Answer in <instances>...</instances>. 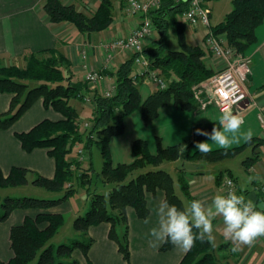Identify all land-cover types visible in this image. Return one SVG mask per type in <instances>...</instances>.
I'll use <instances>...</instances> for the list:
<instances>
[{
  "label": "trees",
  "instance_id": "16d2710c",
  "mask_svg": "<svg viewBox=\"0 0 264 264\" xmlns=\"http://www.w3.org/2000/svg\"><path fill=\"white\" fill-rule=\"evenodd\" d=\"M202 1L206 5L215 0ZM186 9V2L174 4L170 0H162L160 8L149 13L158 37L151 42L152 46L144 47L141 56L148 63V70H158L159 75L168 82L164 89H159L149 77V72L143 68L139 70L137 67L134 74L138 54H132L116 70L102 71L104 76L115 79V93L110 98L99 95L93 89V92L90 91L91 88L85 81L83 83L73 81L72 75L68 72L71 68L70 62L54 49L28 53L23 57L22 65L14 63L5 66L0 61V93L11 95L8 110L0 114V131L8 130L39 99L42 100L44 109H51L59 114L61 117L59 120L44 119L26 132L15 133L14 137L25 153L44 149L47 156L54 161V176L45 178L34 175L32 184L53 193L64 190V196L58 200L30 197H6L3 201L0 200V223L6 222L15 210L53 208L74 194L71 182L74 172L82 169V163L78 159L70 160L69 156L78 144L84 143L83 148H80L83 155L85 151L89 152L93 145L101 148L103 168L96 177H99L103 185L113 184L107 197L90 192L92 176L87 172H93V168L89 161V167L78 177L83 186H88L89 207L83 215L77 216L73 221V229L84 239H74L68 244H60L56 249L46 246L63 226V216L40 213L32 218L26 217L21 225L10 228L9 241L13 257L8 262L0 261V264H30L37 256L36 264H79L72 258V253L78 250L86 257L93 243L91 238H86L88 229L101 223L110 226L108 238L116 244L122 259L130 264L126 215L128 208L133 209L139 219H146L149 214L146 195H155L159 191L163 193V200H167L170 205H175L181 211L185 210L182 200L175 194L174 179L168 172L160 169L150 170L125 182L134 171L146 166L155 167L164 161H177L182 157L184 163L177 170V183L184 197L191 202L195 199L190 194L187 176L199 172L185 170V163H218L235 158L246 148H251V156L242 161L244 170L249 171L259 161V153L256 151L264 146L262 138H252L251 142L229 148L226 154L223 149L212 150L207 155L200 154L198 150L193 151L194 142L207 139L197 135V129L206 132H211L213 127L221 129L219 123H213L195 127L192 140L183 154L179 151L180 145L163 148L157 154H152L145 141L136 140L131 150L133 161L116 167L111 165L108 141L123 132L124 118L139 105L145 119L154 117L161 103L169 100L184 110L198 112L191 87L211 77L214 71L204 62L205 56L211 54L187 42L184 34L187 25L175 20V15L181 16ZM43 11L50 23H69L79 33L87 36L108 29L115 21L112 0H102L97 9L89 14L79 12L73 6H65L60 0H46ZM136 15L142 19V15ZM167 15L177 26L179 43L177 51H169L165 45ZM263 22L264 0H232V10L218 25L211 26L210 23V30L213 36H222L227 47L234 49L237 54L244 55L255 43L256 29ZM191 30L194 32L192 28ZM145 76L155 84V91L143 101L138 81ZM86 97L90 99L92 105L91 120L89 128L81 132L78 112L70 105V101L83 103ZM29 174L34 173L25 168L13 167L4 176L0 169V190L26 185ZM225 176L235 181L231 172L226 170L216 176L217 184L221 185ZM249 193L245 191V196ZM256 198L260 200L258 195ZM118 225H123L121 236L116 230ZM193 232L195 234L197 230L193 229ZM172 248L171 242H163L159 250L167 252ZM219 248L213 241L197 240L178 264H220L216 257Z\"/></svg>",
  "mask_w": 264,
  "mask_h": 264
},
{
  "label": "crops",
  "instance_id": "0c3cea01",
  "mask_svg": "<svg viewBox=\"0 0 264 264\" xmlns=\"http://www.w3.org/2000/svg\"><path fill=\"white\" fill-rule=\"evenodd\" d=\"M45 1L0 0V61L5 66H10L14 63L21 64L23 57L28 53L54 49L65 56L70 62L71 68L68 69V72L72 75L73 81L83 83L84 71L82 70V64L84 62L82 61L81 52L82 50L86 51L88 64L91 68L98 71L105 68L104 55L99 51L98 45L102 38H104L100 34H105L107 30L87 36L79 33L69 23L52 24L43 11ZM60 1L65 6H73L77 11L89 14L97 9L102 0ZM112 2L115 23L113 22L111 31H107V33L109 36L116 33L126 35L137 27L141 19L139 16L124 17L123 9L121 7L116 8L118 0H112ZM150 43L151 41L147 45L149 46ZM189 43H192V41ZM244 55L252 59V65L255 63V67L254 70L252 68V74L249 76V81L246 85L249 103L245 106V103L240 105L238 109L239 116L243 119L242 127L244 132L251 129L253 132L252 138L264 139V88H262L264 85V22L256 29V41ZM127 56L129 58L131 55ZM204 62L213 71L221 67V63L216 62L214 59H206ZM210 62L213 64L211 65ZM258 66L259 72L256 71ZM111 69L112 67L109 65L108 70ZM114 81L113 77L106 76L104 85H114ZM253 87L256 90L251 93L250 89ZM10 99L11 95L0 93V114L8 110ZM78 103L83 104L82 102ZM243 106L244 109H241ZM208 107L205 111L211 112V110H214L212 106L211 109L210 106ZM212 115L214 114L209 115L211 117L210 123L213 121L220 124V118L215 120ZM215 116L218 115L215 114ZM60 118V115L53 110L44 109L42 100L39 99L8 130L0 131V169L4 176L13 167L25 168L45 178H52L54 176V161L47 156V151L36 149L31 153H25L14 135L15 133L30 130L44 119L56 121ZM243 143L244 141L240 140L238 143H234L232 147L240 146ZM256 152L259 153V161L249 171L245 172L249 177L258 176L260 179H253L248 184L251 186L245 191L258 195L260 198L259 202H263L259 189L264 187V146H261ZM226 170L230 171L228 168H225ZM187 177L190 184V194L195 200L206 201L210 204L214 196L223 195L221 185L217 184V182V189H215V184L212 187L200 185V180L204 177L203 173H194ZM234 179L237 195L241 196L239 194L238 181L236 178ZM196 182L198 183L197 188L195 187ZM163 199V193L159 191L155 195H146L147 207L149 209V214L146 217L148 223H145L146 219H139L133 209L128 208L126 210L130 264H178L187 252L174 245L171 250L161 252L159 249L163 242L154 241V238L150 235V230L153 227H158L156 209ZM60 208L46 212L33 209H18L13 211L6 222L0 223V261L8 262L13 257L9 241L11 227L19 226L26 217L32 218L40 213L62 215ZM212 224L213 236L219 237L218 244L213 242L216 247H220L216 251V257L220 264H264V236L257 238L251 246H238L224 238L222 234V217H216L212 221ZM109 229L110 226L106 223L90 227L87 234L93 240V243L86 257L80 251L75 250L72 253V258L79 262V264H127L118 252L116 244L108 238Z\"/></svg>",
  "mask_w": 264,
  "mask_h": 264
},
{
  "label": "rangeland",
  "instance_id": "374dc122",
  "mask_svg": "<svg viewBox=\"0 0 264 264\" xmlns=\"http://www.w3.org/2000/svg\"><path fill=\"white\" fill-rule=\"evenodd\" d=\"M206 5H208L211 9V19H210L211 26H216L219 23H221L224 20L225 16L232 10V0H215V1L209 2L208 4L206 3ZM135 15L126 16L124 14L123 16L127 18V17H134ZM165 19L167 20V25H166L167 32H166V38H165L166 48L169 51H177L179 50L177 26L175 22L173 21V19H171L168 15L166 16ZM175 20L178 23L179 22L183 23L182 18L181 16H179V14L175 15ZM112 27L113 26L111 25L106 30L110 32ZM107 31L105 32V34H100V35H103L102 37H104L102 38L101 42H106L110 39H116L118 37H125L129 34L128 33L126 35H123V34L116 33L115 35L109 36ZM184 34H185L187 42L192 41V43L190 44L194 45V42H193L194 32L191 30L189 26L185 28ZM157 37L158 36H157L156 31H154L153 37H150L148 42L154 41ZM101 42H99V44ZM149 46H152V43H150ZM98 49L104 55L105 64L108 66L110 65L113 70H116L118 68L117 65H119L120 63L122 64L123 62L128 60L127 55H132V53L125 52L121 49H118L115 53L104 52L99 47V45H98ZM81 54H82V61L84 62L82 64V70L84 71V78H85L87 71H95L96 69L91 68L89 66L86 51L82 50ZM206 59L207 60L210 59L208 55L205 56V60ZM234 59L237 60L238 63L239 62L247 63L249 60L250 62L248 66L246 65V67L249 68L250 75L252 74V68L254 70L255 63L252 65V59L250 57L237 54V52L234 50ZM212 62H210L211 65L213 64ZM216 62H220L221 67L223 66V62L220 59L216 60ZM84 65L85 67H83ZM136 71H137V66L135 64L134 74L136 73ZM241 71L244 73L243 68L240 67V72ZM256 71L258 72L260 71L259 66L257 67ZM149 73L150 74L153 73L154 75L159 76V78L162 81H164L165 85L168 84V82L164 79V77L159 75L158 70L156 71V70L149 69ZM236 77H237V80L241 84V88H242L241 92L244 94V100H242V102L239 105L232 107L230 111L233 114L239 115L238 108L240 107V105L243 104L245 100L249 101L247 86H246L249 81V76H246L245 81L242 78V76L239 74H237ZM138 82H139L138 88H139L140 96L142 100L144 101L145 99H147L149 95H151L155 91V84L152 82L151 79H149L146 76L141 81H138ZM112 87H115V84L107 86V85H104V82H103L97 85L93 89V91L97 92L99 95H103L104 93L111 90ZM250 90H251V93H253L255 92L256 88L253 87ZM90 91H92V89H90ZM70 105H72L78 112V122H80V131L83 132L84 131L83 125L85 123H88L90 125V120H91V112H90L91 110L90 109L92 108V105L86 106L85 104L78 103L75 100H71ZM211 106L212 105H210V109H211ZM212 107L214 110L213 111L211 110V112L205 111L206 109L198 110V112H194V111L184 110L183 108L176 106L174 104V101L169 100V101H164L163 103H161V105L157 109V114L154 117L145 119L142 116L141 105H139L133 112H131L128 116L124 118L123 132L119 135L111 137L110 140L108 141V148H109V154H110V160H111L112 167H116L119 164H128L133 161L131 150H132V145L136 140L145 141L149 152L152 154H157L159 150L163 148L172 147V146L181 145V144L188 145V143L192 140L194 129L196 126L213 124L215 122L212 121V123H210L211 117L209 115L214 114L212 116L216 120L220 118L221 115L224 113V112H221L217 107L215 106H212ZM215 109L221 114H219ZM215 114H217L218 116H215ZM220 130H222V127ZM241 132L242 133L244 132V129L242 126H241ZM203 141H207V139ZM207 142L210 143L211 141H207ZM83 146H84V143L76 145L73 148V151L69 156V159L70 160L77 159V158L79 159L77 151H78V148H83ZM232 146L230 148H232ZM216 149H220V148L218 146L213 145V150H216ZM250 150L251 148H246V150H244L241 154H239L235 158L230 159V160H225L222 162H218V163L195 162L193 164V162H191V163H185V164H192L196 166L197 168L194 171H197L201 174L203 173L204 177L201 178L200 180L201 184L199 183L200 185L212 187L215 184V189H217L216 178H215L216 174H218L219 172L224 173L225 168L230 169L233 177L236 178L238 181L239 194L243 196L244 198H246L245 190L249 186H251V185H248L251 182H249V179H248L249 176L247 175L244 168L242 167V161L245 160L247 157L251 156ZM193 151H196V149L193 148ZM89 161H90V165L93 168V172H87L88 174H91L92 176L90 192L99 193L107 197L109 192L113 188V184L103 185L99 181L98 179L99 177L98 178L96 177V174L100 173L103 168V158L101 154V148L98 145H93L91 150L89 152L85 151V154L83 155V161L81 162L82 169L77 172H74V176L71 182V186L75 191L74 194L71 195V197H69L65 202H62L61 204L53 208L43 209V210L36 209L37 211L46 212V211L54 210L56 208L61 207L60 212L62 213V216L64 219L63 226L60 228L58 233L55 236H53V238L49 241V243L46 246H52L54 249H56L57 246H59L60 244H68L70 243V241L74 239H79V240L84 239L80 233L76 232L73 229V221L77 216L83 215L89 207V198L87 195L88 186L86 187L83 186L81 182H79L78 180V177L81 173H83V170L89 167ZM182 163H184V160L182 157H180V159L177 161H164L162 163H159L155 167L146 166L145 168L141 170L134 171L126 179L125 182H128L130 179L134 178L140 173H145L150 170L160 169V170L166 171L173 177L175 194L182 200L184 208L186 209L189 205V202L184 197L181 187L177 183V176H178L177 170L181 168ZM34 175H37V174L34 173L33 175L32 174L28 175V183L24 186L0 190V200L3 201V199L6 197H12V198L30 197V198H38V199L58 200L64 196V190L59 193H53V192H49L43 188L36 187L35 185H33L32 180L34 178ZM195 187L196 188L198 187L197 182L195 183ZM221 188H222V183H221ZM223 195H224V192H223ZM116 230H117L118 235L121 236L123 233V225H118ZM87 237L90 238L88 234L86 238ZM214 237H215L214 242L218 244L219 237L216 235H214ZM37 258L38 256L32 262H30V264H36Z\"/></svg>",
  "mask_w": 264,
  "mask_h": 264
},
{
  "label": "built area",
  "instance_id": "2783aa9c",
  "mask_svg": "<svg viewBox=\"0 0 264 264\" xmlns=\"http://www.w3.org/2000/svg\"><path fill=\"white\" fill-rule=\"evenodd\" d=\"M161 1L162 0H118L116 8L121 7L126 16L135 14L142 15L141 23L131 30L127 36L101 42L99 47L104 52L115 53L118 49H121L125 52L138 54L135 59V64L138 69L141 70L143 68L145 71L149 72L147 68L148 63L145 58L141 56V53L144 47L149 43L148 40L150 37H153L155 31L149 13L159 9ZM170 1L174 4L182 2L187 3V9L183 11L181 18L183 23L194 30V45L199 46L203 50H207L211 54L208 55L210 59H220L223 62V66L215 69L211 77L191 87L192 96L198 110H205L208 106L212 105L217 107L221 112H225L239 105L242 100H244V94L241 92V84L237 80L236 75H241L245 81L246 76H250V70L246 67L250 61L248 60L247 63H238L237 60L234 59V49L225 45L224 38L221 36L215 37L211 34L209 21L210 9L202 0ZM83 67H85V65ZM240 67L243 68L244 73L242 71L240 72ZM107 69L108 65L99 71H87L84 81L91 89H94L97 85L104 82L106 76L102 74V71ZM148 74L159 89H164L166 87L164 81L157 75L153 73ZM114 93L115 87H112L111 90L101 96L110 98ZM83 104L91 106L90 99L88 97L84 98ZM89 126L88 123L83 125L84 129H88ZM77 154L79 157V159L77 158L78 161L82 162V149L78 148ZM222 190L224 195H227L229 191H234L237 195L236 183L230 177H224L222 181ZM259 191L264 202V187H261ZM248 202L249 201L245 198V203Z\"/></svg>",
  "mask_w": 264,
  "mask_h": 264
},
{
  "label": "clouds",
  "instance_id": "9594fccd",
  "mask_svg": "<svg viewBox=\"0 0 264 264\" xmlns=\"http://www.w3.org/2000/svg\"><path fill=\"white\" fill-rule=\"evenodd\" d=\"M219 122L222 130L216 127H213L211 132L196 130L197 135L211 141L194 142V148L200 154H209L213 150V145L225 150L226 154L232 144L238 143L241 139L244 142H251L252 130L241 132L243 124L241 116L228 110L221 115ZM186 149L187 145L179 146L181 154ZM248 179L251 182L260 178L257 176ZM156 215L158 227L150 230L154 241L171 242L183 251H189L197 240L214 241L212 221L216 217L223 219L224 238L238 246H251L257 238L264 236V209L254 207L251 201L245 203V198L236 195L234 191H229L227 195L214 196L210 204L206 201L193 200L183 211L163 200L156 209ZM145 223H148L147 219ZM193 229L197 230L195 234Z\"/></svg>",
  "mask_w": 264,
  "mask_h": 264
},
{
  "label": "water",
  "instance_id": "95a60500",
  "mask_svg": "<svg viewBox=\"0 0 264 264\" xmlns=\"http://www.w3.org/2000/svg\"><path fill=\"white\" fill-rule=\"evenodd\" d=\"M245 103V104H244ZM243 104L244 106L248 104V101H245ZM242 105V104H241ZM244 106L241 107V109H244ZM239 109V108H238ZM240 109V110H241ZM184 169L187 171H194L196 170V166L192 165V164H185L184 165ZM247 200L251 201L255 206L260 207L261 209H264V202H259L256 198V195L254 193H250L249 195H247Z\"/></svg>",
  "mask_w": 264,
  "mask_h": 264
}]
</instances>
